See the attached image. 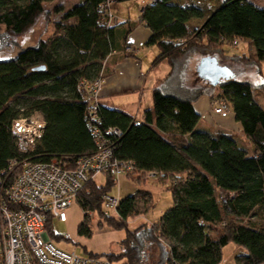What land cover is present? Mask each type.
Returning <instances> with one entry per match:
<instances>
[{"label": "trees", "instance_id": "1", "mask_svg": "<svg viewBox=\"0 0 264 264\" xmlns=\"http://www.w3.org/2000/svg\"><path fill=\"white\" fill-rule=\"evenodd\" d=\"M55 1L0 0V27L12 36H22L42 15L50 17L45 6ZM131 1L138 0H81L68 9L58 4L54 13L61 18L54 22L50 36L14 59L0 60V175L5 188L15 182L26 162L45 164L59 159L71 168L81 158L95 155L99 147L93 129L97 128L113 150L114 160L135 165L131 178L154 172L170 182L173 205L155 227L144 224L132 231L129 219L155 207L153 194L138 191L120 201L116 216L102 222L126 231L122 253L90 252L89 256L145 264L152 246L158 251L155 264H221L223 249L235 243L246 250L237 257L238 264H264V106L256 97L264 84L241 81L228 65L236 75L233 80L217 87L207 83V87L184 90L183 86L191 57L201 52L207 54L201 59L215 57L221 65V58L226 57L253 67L263 80L264 4L225 0L207 17L201 8L177 0L146 5L140 16V23L151 32L146 46L160 52L153 66L166 61L171 69L153 91L154 110H147L138 122L99 102L94 120L92 103L79 90L81 84L106 80L111 73L109 58L126 50L136 27L130 21L103 22L101 7ZM203 19L200 27L190 29L193 20ZM235 41L249 43L255 51L225 56V45ZM204 96L231 109L242 126L245 146L230 135L206 130L186 135L196 119L194 105ZM35 114L42 116L45 129L35 146L23 150L12 126ZM248 147L254 148V154ZM115 185L109 177L104 186L89 181L76 203L84 213L105 216L103 196L111 194ZM87 219L78 233L91 238ZM52 223L49 218L50 239L67 240L53 233Z\"/></svg>", "mask_w": 264, "mask_h": 264}, {"label": "built area", "instance_id": "2", "mask_svg": "<svg viewBox=\"0 0 264 264\" xmlns=\"http://www.w3.org/2000/svg\"><path fill=\"white\" fill-rule=\"evenodd\" d=\"M156 1L146 0L145 3L149 5ZM112 3L101 7L102 21L116 25L119 24V19L111 12ZM233 45L238 48L240 41H235ZM102 82H83L79 89L92 103L91 114L94 120L100 102L98 87ZM225 110L221 103L214 112L222 114ZM34 119L32 118L31 125L28 124L29 119H19L12 126L23 150L35 146L43 135L46 125L44 119L40 117L39 122ZM108 133L112 134V131ZM93 134L97 139L98 152L81 158L74 167H67L59 159L45 164L26 162L9 188H5L0 175V264H111L105 259L78 256L59 248L46 231L49 218L67 222V210L76 202L79 192L87 182L101 174H107L114 181H118L120 177L131 175L135 171L132 162L113 159V150L108 141L102 139L97 128L93 129ZM148 174L157 175L154 172ZM119 203L111 194L103 196L107 215L116 212Z\"/></svg>", "mask_w": 264, "mask_h": 264}, {"label": "rangeland", "instance_id": "3", "mask_svg": "<svg viewBox=\"0 0 264 264\" xmlns=\"http://www.w3.org/2000/svg\"><path fill=\"white\" fill-rule=\"evenodd\" d=\"M225 0H177L179 4L195 6L202 9L205 17L214 12L218 7L222 5ZM146 0H138L131 2H113L111 5V12L117 18L118 16H122L123 18H130L131 20H136L138 18L139 9L141 11L146 6ZM79 0H56L54 3L46 4L45 9L48 13H50V17H47L46 14L42 15L37 23L24 35L22 36H12L10 33H7L4 28L0 27V60H11L17 57V55L24 49L36 46L39 41L44 37L50 36L54 32L53 24L56 21H59L61 15L55 14L54 9L56 5L62 4L65 8H70L75 4H78ZM259 4H264V0H259ZM118 5V6H117ZM119 19V18H118ZM203 20H193L190 25V29L194 27H200L203 23ZM120 23V19H119ZM151 47H145L140 50L139 57L141 61L144 63V72L147 76V83L144 89V98L142 101V111L146 110L149 105L150 92L153 88L152 85L156 81L157 78H160L163 81L157 85L159 87L168 77L170 72V66L167 63H160L156 66H153V58L150 54ZM136 49L132 47L130 44L124 52L117 53L115 60H111L110 65L107 64V68L112 66V63H115L117 59L120 58H128L130 55H134ZM225 56L232 57L235 55H243L250 53V47L245 42H240V46L236 48L232 44L225 45L224 47ZM248 52V53H247ZM160 53V52H159ZM207 55L204 52H201L197 55L191 57L189 62L186 80L183 82L184 90L185 88L192 87H207V83L205 80L199 77L197 73V66L201 62V56ZM206 57V56H205ZM157 58V57H156ZM222 64L225 66H233V69L238 75V78L241 81H250L254 83H264L263 80L257 78V72L253 67L248 65H240L236 64L233 61L229 60V58H221ZM264 71V70H263ZM149 73V74H147ZM192 74V75H191ZM167 76V77H166ZM166 77V78H165ZM264 77V76H263ZM105 80L101 83V86L98 87L97 94L100 96L103 90V86L105 85ZM156 87V88H157ZM155 88V89H156ZM154 90V88H153ZM219 92L216 94L218 95ZM128 95H120L117 99L122 100V98H136V104H139V98L136 94ZM140 97V96H139ZM216 100V98H214ZM218 100V99H217ZM217 101L218 107L221 105ZM124 108V107H119ZM124 110V109H123ZM226 111V110H225ZM129 112V109H128ZM40 114H35L29 118L28 124H32V118L34 120L40 121ZM25 119V118H22ZM38 121V122H39ZM131 175L122 176L118 181H116L115 188L111 191V195L117 198L119 201L126 199L132 195H135L138 191H150L153 194L155 207L149 211L146 215L140 214L137 215L128 221L129 229L135 230L142 225L146 224L147 226L155 227V223L161 221L167 210H169L173 205L172 193L169 191L168 187L170 182H166L164 179H161L159 175L153 176L151 174L143 175L142 177H134L131 178ZM110 178V177H109ZM108 179L107 174H101L100 176H96V178L92 180H96L99 186H104L106 184V180ZM111 179V178H110ZM91 180V181H92ZM113 180V179H111ZM114 181V180H113ZM88 183V182H87ZM86 183V184H87ZM85 184V185H86ZM88 213H91L88 215ZM84 213L78 203H74L67 210L68 220L65 223L60 222L58 219H55L52 223V230L56 236L68 238L67 240H54L55 244L68 252L76 253L78 256H89L90 252L93 253H112V254H121L123 251L122 242L127 238L126 231H118L114 228L110 227L108 223H103L106 219H110L111 217L116 216V212H112L110 215H107L104 208V215L99 216L96 213L88 212ZM88 216L87 223L90 225L92 229L91 238H87L84 236H80L78 233L79 225L85 220V217ZM103 221V222H102ZM48 234V233H47ZM50 238V237H49ZM246 254V250L235 243H230L223 249V259L221 264H238L237 257L240 255ZM93 257V256H92ZM105 259L110 262L106 258L96 257ZM158 259V251L155 247H149L147 251V262L145 264H155V261ZM118 262V263H117ZM116 263L110 262L111 264H124V261H117Z\"/></svg>", "mask_w": 264, "mask_h": 264}, {"label": "crops", "instance_id": "4", "mask_svg": "<svg viewBox=\"0 0 264 264\" xmlns=\"http://www.w3.org/2000/svg\"><path fill=\"white\" fill-rule=\"evenodd\" d=\"M81 0H79L80 2ZM118 6V5H117ZM68 9V8H67ZM141 8L139 9L138 18L136 20H131L130 18H123L118 16L120 23H135L136 27L129 35L128 42L136 49L134 57L120 58L112 63V66L109 67L110 75L106 78L105 85L103 86L100 103L108 108L121 110L131 116H133L138 122L144 120V114L147 110H154L153 103V88L155 89L163 79L157 78L150 92L149 105L148 108L142 111V101L144 98V89L147 83V76L145 75L144 63L141 61L139 54L140 50L146 47V43L151 36V32L143 24L140 23ZM249 45V43H247ZM250 47V45H249ZM150 48V47H149ZM250 50L255 51L250 47ZM152 57L156 59L159 55V50L157 47H151L150 49ZM121 53L122 52H117ZM113 54L109 58V62L116 58V54ZM248 53V52H247ZM245 55V54H243ZM204 58V57H203ZM154 59V61H155ZM153 61V62H154ZM163 63H167L166 61ZM168 64V63H167ZM110 65V63H109ZM223 66V65H222ZM262 69V78H264V64L261 67ZM170 73V72H169ZM149 74V73H147ZM258 74V72H257ZM169 75V74H168ZM192 75V74H191ZM167 77V76H166ZM165 77V78H166ZM257 78L260 79V75H257ZM207 83V82H206ZM264 84V83H263ZM189 88H193L190 86ZM136 94L139 98V104H136L137 99L134 98H122V100L117 99L120 95ZM140 96V97H139ZM256 97L259 103L264 106V89L258 90L256 92ZM214 98L209 96L201 97L194 105V111L196 119L193 123L190 122V131L186 135H190L192 130L200 129L206 130L212 133H222L224 135H230L235 141L238 142V145L243 147L246 144V139L242 134V126L236 122L234 114L232 113L229 107H226V111L222 114H216L214 112L215 108H218V103ZM222 103V102H219ZM124 107V108H119ZM124 109V110H123ZM129 109V112H128ZM178 127V126H177ZM251 154H254V148L248 147ZM109 253V252H108ZM98 254V253H97ZM100 254H105L102 252Z\"/></svg>", "mask_w": 264, "mask_h": 264}, {"label": "water", "instance_id": "5", "mask_svg": "<svg viewBox=\"0 0 264 264\" xmlns=\"http://www.w3.org/2000/svg\"><path fill=\"white\" fill-rule=\"evenodd\" d=\"M197 73L200 78L214 87H217L223 81L236 78L233 71L226 66H222L215 57H204L197 66Z\"/></svg>", "mask_w": 264, "mask_h": 264}, {"label": "bare ground", "instance_id": "6", "mask_svg": "<svg viewBox=\"0 0 264 264\" xmlns=\"http://www.w3.org/2000/svg\"><path fill=\"white\" fill-rule=\"evenodd\" d=\"M155 90V89H154Z\"/></svg>", "mask_w": 264, "mask_h": 264}]
</instances>
